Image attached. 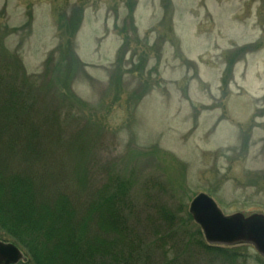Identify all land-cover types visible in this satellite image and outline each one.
<instances>
[{"label":"rangeland","instance_id":"1","mask_svg":"<svg viewBox=\"0 0 264 264\" xmlns=\"http://www.w3.org/2000/svg\"><path fill=\"white\" fill-rule=\"evenodd\" d=\"M23 74L31 107L11 110ZM0 77L12 163L79 210L111 197L131 264H264L205 250L189 212L203 192L264 214V0H0Z\"/></svg>","mask_w":264,"mask_h":264},{"label":"trees","instance_id":"2","mask_svg":"<svg viewBox=\"0 0 264 264\" xmlns=\"http://www.w3.org/2000/svg\"><path fill=\"white\" fill-rule=\"evenodd\" d=\"M73 60V70L76 64L82 66L74 53ZM61 64L62 61L59 66ZM16 81L15 97L4 100L12 104L11 110L16 107L25 111L31 105H27L24 99L30 98L36 86L33 88L34 82H27V76ZM54 82L53 79L50 88L55 86ZM9 84L2 77L0 86ZM6 117L0 111V141L10 122L5 120ZM17 137L9 143L8 151L7 146L0 144V225L27 250V256L35 264H96L94 257L101 259L99 264H131L132 250L124 243L121 232L116 228V220L111 218L112 213L104 210L106 204H112V198L104 197L96 205H91L93 201H89L84 210L73 206L67 193L53 194L51 198L46 186L37 183L40 176L35 174L34 166L28 169L32 170L29 174H23L24 171L18 170L12 163L16 158H26L23 156L26 144L19 134ZM61 226H68L71 232L65 235ZM118 244L121 245L119 249ZM200 244L217 257L231 252L226 247ZM125 245L129 248L128 252H125Z\"/></svg>","mask_w":264,"mask_h":264},{"label":"water","instance_id":"3","mask_svg":"<svg viewBox=\"0 0 264 264\" xmlns=\"http://www.w3.org/2000/svg\"><path fill=\"white\" fill-rule=\"evenodd\" d=\"M189 212L209 244H250L264 257V214L246 216L237 212L226 215L215 200L203 192L192 200ZM22 258L23 253L17 245L0 240V264H17Z\"/></svg>","mask_w":264,"mask_h":264}]
</instances>
